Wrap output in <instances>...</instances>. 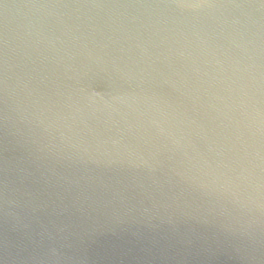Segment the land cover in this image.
I'll return each mask as SVG.
<instances>
[{
	"label": "water",
	"instance_id": "obj_1",
	"mask_svg": "<svg viewBox=\"0 0 264 264\" xmlns=\"http://www.w3.org/2000/svg\"><path fill=\"white\" fill-rule=\"evenodd\" d=\"M0 264H264V0H0Z\"/></svg>",
	"mask_w": 264,
	"mask_h": 264
}]
</instances>
